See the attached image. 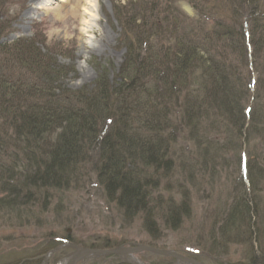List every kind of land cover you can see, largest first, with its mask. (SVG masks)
<instances>
[{"label":"rangeland","instance_id":"obj_1","mask_svg":"<svg viewBox=\"0 0 264 264\" xmlns=\"http://www.w3.org/2000/svg\"><path fill=\"white\" fill-rule=\"evenodd\" d=\"M43 2L0 0V81H23L21 99L3 90L12 99L5 105L0 93V264L25 257L33 264H64L73 249L51 253L47 247L51 237L60 243L67 232L74 240L67 244L83 248L143 241L203 264H253L250 254L254 264H264V40L256 55L247 38L236 52L226 48L219 30L244 24L251 34L254 25L244 19L255 11L264 24V0H96V8L79 3L75 16L73 0H48L40 8ZM224 63L242 87L230 107V89L222 91L219 71H213ZM102 92L111 101L101 105ZM68 95L77 97L74 107L92 108L90 121L70 124L46 114L30 119V107L69 106ZM53 96L59 98L48 101ZM119 106L131 109V143L114 147L130 156L132 181L144 177L146 187L131 211L122 204L121 187L107 196L101 187L105 161L97 136L117 133L119 116L111 113ZM142 137L159 147L157 168L145 169L151 161ZM66 141L82 150L58 174L64 183L51 187L34 176L45 173L42 162L58 157ZM247 207L254 211L250 222ZM230 213L236 215L224 226ZM134 259L175 263L150 253ZM115 262L122 261L100 257L81 264Z\"/></svg>","mask_w":264,"mask_h":264},{"label":"trees","instance_id":"obj_2","mask_svg":"<svg viewBox=\"0 0 264 264\" xmlns=\"http://www.w3.org/2000/svg\"><path fill=\"white\" fill-rule=\"evenodd\" d=\"M256 12L255 11H252V13L250 14V17L248 18H245V22L246 21H249L251 20L254 27H253V30H252V33L251 34H247L246 32V29H245V26L244 24L241 25L239 27V29H234L232 27H226V26H222L220 25L219 27V30L220 31H224V33H222L223 35H225L223 38H221V40H225L227 42L226 44V48H231V50H235L236 52L239 51L240 52V49L242 47H240V44L243 45L245 47L246 45V38L248 39V44H249V41H250V46H253L254 48V51H253V54L256 55L258 53H256L258 50L256 49V46H257V42L258 41H261V40H264V24L260 23V19L257 17V19H254L253 15L255 14ZM219 25V24H218ZM257 34V36L259 37L258 40H255V35ZM248 35V37H247ZM32 43H29L28 45H31ZM232 47H235V48H232ZM259 52V51H258ZM130 57V56H129ZM256 58V57H255ZM133 58H128V61L126 62V65L125 66H128L131 61H132ZM22 60H20L19 62L23 64V62H21ZM184 63V62H183ZM137 64V63H136ZM139 65H141L140 63H138ZM219 64V63H218ZM226 63L222 64V68L221 70H219L220 68H212L213 71L216 73L218 72L220 74V78L219 76H216L217 78V83L221 85H223V88H222V91L225 90V91H228V89H230L228 91V94H227V105L228 107L230 106H233L234 105V101L237 102L236 98L234 97V94H237L238 97L241 95V86H239V89L237 88L238 84L241 82H239L236 78V74H235V71L231 68H228L227 64L225 66ZM145 64L143 63L142 66H144ZM211 65V64H210ZM208 65V66H210ZM132 66V65H131ZM183 66H180L178 67V70H181L183 71ZM29 67V66H28ZM147 66L145 65V68ZM31 68V70L33 72H35L32 67H29ZM130 68V67H129ZM141 69H139L140 73L142 74H145V77H147L149 74L145 73L147 72L146 69H144V67H140ZM209 69H211L210 67H208ZM151 69V68H150ZM125 70V69H124ZM144 70V71H143ZM38 71V70H37ZM45 72V70L43 71V73ZM233 72V73H232ZM121 73H123V75H125L124 77V80H130V73H129V69L125 70V73L124 71H122ZM132 73V72H131ZM151 77V76H150ZM18 79V78H17ZM241 81V80H240ZM22 80H19L18 83L16 84H13V83H10L8 84L7 82L5 81H0V93L2 94V97L3 98V102L5 103V105L9 103H11L10 101L12 99H10V97H7L6 95V92H3V90H13V94L15 95H12L11 97L13 98H16V100H19L22 98L21 95H23L22 91ZM239 90V92H236L237 90ZM116 93V92H115ZM240 93V95H239ZM17 94V95H16ZM117 95L115 96L117 99H119L122 95L119 94V92L116 93ZM31 95V94H30ZM105 95V96H104ZM103 95V92L101 93V105L104 104V103H108L109 101H111L110 99V96L107 97V94L105 93ZM9 96V95H8ZM25 97V96H24ZM27 97V96H26ZM34 97V96H33ZM31 97V99L33 98ZM66 97V96H65ZM42 98V97H41ZM41 98H38V100H40ZM57 98H59L58 96H53V98L51 100H48V101H53V100H56ZM67 98H70V100H72L70 103H69V106H67L66 102L64 104L60 103V105H54V106H50V105H47L46 103L43 104L42 106H39L37 107L36 105L30 107V114H31V117L30 119L32 118H35L38 119L40 117V115L44 116L45 114L48 115V116H55L57 119L58 118H62V119H66L67 122H69L70 124L72 122H85V120L87 121H90L91 120V115L89 116V112H91L92 108H89V105L87 106L88 109H85V111L82 109L80 110L79 107H74L75 105L72 104L74 102H77L76 98L72 95H68ZM79 99V98H78ZM68 101H70L69 99H67ZM114 100V99H113ZM116 100V99H115ZM33 101V100H32ZM74 101V102H73ZM118 101V100H117ZM116 101V102H117ZM103 102V103H102ZM7 103V104H6ZM221 103V102H220ZM34 104V103H32ZM78 104V102H77ZM222 104V103H221ZM70 105H73V107H71ZM108 105V104H106ZM63 106V107H61ZM85 107V108H87ZM136 109H139L138 111H143L144 108H140V107H135ZM88 110V111H87ZM247 110H249V108H247ZM94 111V109H93ZM100 109H97L96 112H99ZM87 112V113H86ZM113 114V116H116L118 114L119 116V120H118V126H117V133L116 134H112L111 137L108 136L106 138L104 137H101V136H97V144L99 146V151L101 150V153H102V158L104 159L105 161V164H103V169L101 170L105 175V179H104V183L101 185H99V187L101 186L104 190V192L106 193V196L115 189L116 186H119L121 187V190H122V197H121V200H122V204L123 206L129 211H131V208L134 206V205H137L139 204V201L141 200V196H142V190H144L145 185L144 184H140V181L142 180V182H144V177H141V179H137V180H134L132 181V177L131 176H134L133 174H131V164L129 159H130V156L128 154H126L125 152L121 153L120 154V151H118L114 146H124L126 145V142L128 141L129 144L131 143L130 141V134L132 132H130L128 129V122L127 120L129 121V118L131 116V109L130 111L128 110V108H123V107H116V108H113L112 109V113L111 115ZM125 118V120H124ZM45 119L47 118H44V119H41L43 121H45ZM122 119V121H121ZM261 120V119H260ZM37 122V120H36ZM114 122L112 121V123L110 125H112ZM37 125V124H36ZM44 126L43 124H38L37 126ZM30 127V126H29ZM32 128L35 127V125L31 126ZM145 128V127H144ZM104 129V128H103ZM115 135L113 138L112 136ZM134 135V133H133ZM135 136V135H134ZM264 136V135H263ZM101 138V139H100ZM137 138V136H135L134 140ZM143 139V137H142ZM146 141H144L142 144L144 145H141V146H146L147 149H146V157L147 160L151 161V164L150 165H145V169H150V167H152L151 165H156V162H154V159L157 157V159L159 160L160 158V155H159V147L155 148L154 145H151L150 143H148L149 141H147V137L145 138ZM143 139V140H145ZM105 140V141H104ZM127 140V141H126ZM133 140V141H134ZM138 139H136L137 141ZM141 140V139H140ZM150 140V139H149ZM104 141V143L102 144V142ZM36 146H38L36 144V141H33ZM69 142H73V141H69ZM69 142H65V145L66 147L62 149L60 155L57 157V154H55L54 158H51L52 160L49 161L48 163L47 162H42L43 166H44V169H45V173L44 174H41L40 171L37 172V175L34 176L35 178H43L46 182L50 183L51 187H55L57 186L58 184H61L62 182L64 183V181L66 180L65 177H59L58 174H61V171H65L67 170L69 164L73 163L74 161H72L73 159L77 158V155L76 153L78 151H81L82 149L79 148V147H73L71 146V144ZM84 143V142H83ZM83 143L81 145H83ZM101 143V144H100ZM141 143V142H140ZM162 148V147H161ZM160 148V149H161ZM158 149V150H157ZM27 155V154H26ZM25 155V156H26ZM145 158V156L143 157ZM71 159V161H69ZM108 161V162H107ZM154 162V163H153ZM154 165V166H155ZM153 166V168L155 169V167ZM157 168V167H156ZM146 176L148 177H153L151 174H148L146 171H144ZM258 172H260L259 169H256L255 171V174H253V176H255V178L257 179V176H258ZM257 174V175H256ZM141 176V175H140ZM35 178H33L35 180ZM59 179L60 181H56L55 179ZM13 180L12 181H15L16 178H12ZM260 179V176L257 180ZM56 181V182H55ZM14 183V182H13ZM145 183L147 184V179L145 181ZM101 184V183H100ZM148 184L150 185L149 181H148ZM255 185V181L254 183L252 184V190H254V186ZM94 187V186H93ZM9 187L7 186V189ZM104 199L107 200V198L104 196ZM237 206V205H236ZM245 206V205H244ZM234 209V208H233ZM233 209L231 211V213H233ZM240 209V208H239ZM242 209H244L243 207H241V210L240 212H238L239 214L241 213ZM238 210V209H237ZM245 210V209H244ZM229 214V215H226V219H228V216H229V219L228 221H223V225H227L229 222H232V218L236 215V214ZM245 212H242V214H244ZM246 213L248 214V219H249V222L251 219H253V217L251 218L250 214L254 213V211H252L249 207H247V211ZM130 215V214H128ZM223 229H221V231L223 230L224 231V227ZM251 233V231H250ZM54 238H57V237H51L49 240L52 241L53 244H48V246L50 245L51 247H47L49 249H52V247H54L55 244L54 242ZM62 241H66V242H74L73 240V237L71 234H68V232L66 233V235H64L62 238H60ZM156 242V241H154ZM137 244H141V245H149V246H152V247H162L163 249H168L169 247L168 246H158L157 244H153L151 242H143L141 241L138 242ZM123 245L122 242L121 243H118V244H111L109 245L108 243H106V246H102V248H115V247H119ZM91 247H94V248H97L96 246H91ZM45 252L43 253H39V254H35V257L38 258L40 257V254H44ZM264 258V255L262 256ZM26 258V259H25ZM25 258H21V259H18L17 261L15 262H12L10 264H33L32 262L29 261V258L30 257H25ZM249 260H252V263L254 264V256L252 254H250V257H249ZM38 263H39V260H38ZM114 264H125L123 262L121 263H117L115 262Z\"/></svg>","mask_w":264,"mask_h":264},{"label":"water","instance_id":"obj_3","mask_svg":"<svg viewBox=\"0 0 264 264\" xmlns=\"http://www.w3.org/2000/svg\"><path fill=\"white\" fill-rule=\"evenodd\" d=\"M62 248L74 249V252L66 258L64 264H81L88 259L100 257H118L121 258L125 264H140L134 259L135 256L140 253H150L155 256L169 258L175 261L174 264H203L180 255L175 251L160 249L148 245H137L134 247L119 246L111 249H89L81 248L74 244H68L52 250L51 253H55Z\"/></svg>","mask_w":264,"mask_h":264},{"label":"bare ground","instance_id":"obj_4","mask_svg":"<svg viewBox=\"0 0 264 264\" xmlns=\"http://www.w3.org/2000/svg\"><path fill=\"white\" fill-rule=\"evenodd\" d=\"M42 2L44 1V0H41ZM47 1L48 0H46L45 2H43V3H41V5H40V8H44V7H47V6H45L46 5V3H47ZM59 2H61L62 4L64 3V2H66V3H68L69 2V0H58ZM73 2L74 3H76V5H75V7H74V10H73V15L75 14V13H77L78 12V9H79V3L81 4L82 2H85V4H87V3H89V4H91V5H93V7L94 8H96V0H79L78 2H76V0H73ZM185 9L189 12V13H191V10H190V8L189 7H185ZM91 14H93L92 15V17L94 16V18H96L95 17V14L94 13H91ZM75 16V15H74ZM247 112V111H246ZM72 242V241H71ZM70 241L69 242H66V241H62L61 240V242L60 243H56L57 245H55L54 247H52V249H57V248H59V247H63V246H66V245H68L67 243H71ZM61 243H63V244H61ZM79 247V246H78ZM81 248H83V247H81ZM86 248V247H85ZM114 248V247H113ZM116 248V247H115ZM66 249H68V248H66ZM71 249V248H70ZM73 249V248H72ZM89 249H98V248H94V247H89ZM73 252H74V249H73ZM72 252V253H73ZM71 253V254H72ZM153 255V254H152ZM153 256H155V255H153ZM183 256H185V255H183ZM185 257H187V258H189V259H192V260H194V261H197L198 262V260L197 259H195V258H192V257H188V256H185ZM122 262H123V260L121 259V258H119ZM85 262V261H84ZM83 263V262H82ZM124 263V262H123Z\"/></svg>","mask_w":264,"mask_h":264}]
</instances>
